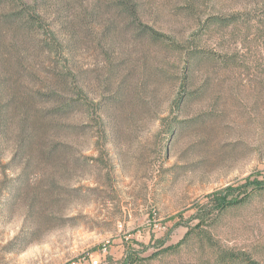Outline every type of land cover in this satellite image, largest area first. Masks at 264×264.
Returning a JSON list of instances; mask_svg holds the SVG:
<instances>
[{
  "label": "rangeland",
  "instance_id": "1",
  "mask_svg": "<svg viewBox=\"0 0 264 264\" xmlns=\"http://www.w3.org/2000/svg\"><path fill=\"white\" fill-rule=\"evenodd\" d=\"M107 2L64 0L49 16L62 32L81 23L71 40L74 62L86 71L93 98L110 87L112 64L128 72L131 86L147 84L141 105L129 103L104 124L88 120L84 137L67 138L73 154L99 158L84 168L35 164L22 189L13 183L18 169L0 170V264H124L128 250L149 257L197 224L221 247L264 264V0H197L193 8L184 0H140L145 23L208 57L192 72L180 53L137 40L121 22L113 36H101L112 19ZM93 11L101 12L98 21L86 25ZM21 44L35 78L44 80L51 64ZM185 80L189 91L202 90L179 112L172 102ZM15 146L14 139L5 145L3 164ZM228 186L235 197L246 189L245 201L207 225L203 208H213V194ZM195 232L141 264H209L211 241Z\"/></svg>",
  "mask_w": 264,
  "mask_h": 264
},
{
  "label": "trees",
  "instance_id": "2",
  "mask_svg": "<svg viewBox=\"0 0 264 264\" xmlns=\"http://www.w3.org/2000/svg\"><path fill=\"white\" fill-rule=\"evenodd\" d=\"M184 1L193 8L197 0ZM53 3L61 8L65 7L64 0H0V170L5 173L10 168L18 169L13 183L20 189L26 185L28 168L35 164L51 170L64 168L66 164L72 163L76 168H84L91 160L98 161L99 158L86 156L81 152L78 155L73 154L69 149L74 145L67 138L72 135L77 137L76 139L84 137L89 127L88 120L97 121L96 118H99L103 122H96V125L104 124L112 118L115 111L129 108V103L134 107L138 106L147 88L144 80L131 86L128 82V72L111 64V75L107 78L110 87L104 90L99 98H93L86 71L74 62L76 48L72 41L81 23L75 24L67 32L60 31L58 18L50 19L49 16V8ZM106 8L112 19L102 26L101 36H111L115 21L121 22L123 31H132L137 40L162 46L172 53H180L184 68L188 72L198 68L207 57L200 50H187L175 36L145 23L140 0H109ZM100 13H90L88 19H84L88 21L85 24L98 21ZM19 41L32 48H26L25 51L37 52L51 64V68L45 70L44 80L35 78V72L30 70L34 69L35 64L27 62L26 56L20 51L22 49L23 52L24 46L19 45ZM159 75L161 76V73L157 72L154 85L152 84V96L155 100L161 92ZM188 82L185 80L172 102L179 112H182L202 90L198 88L189 91L185 86ZM103 134H106V131ZM10 139H14L16 148L11 161L3 164L2 154ZM19 158L22 159L20 162L17 161ZM2 184L4 187L5 183ZM8 187H13V184L9 183L6 189ZM74 190L79 191L80 187H75ZM234 191V187L228 186L213 194V208H203L208 214L205 220L209 221L207 225H212L215 216L222 215L230 207L245 201L246 189L242 192L245 193L244 196L239 194L235 197ZM32 195L40 196L37 192ZM199 217L203 218V215ZM200 227V224L190 226L181 242L169 246H164L163 243L157 252L143 259L140 250H128L124 264H141L143 260L152 259L156 253L178 249L188 236ZM195 235L211 241L209 264H262L250 252L221 247L209 230L201 229V232H195Z\"/></svg>",
  "mask_w": 264,
  "mask_h": 264
}]
</instances>
